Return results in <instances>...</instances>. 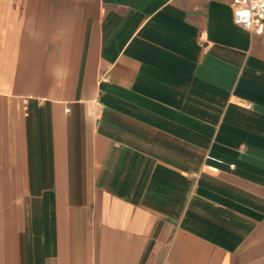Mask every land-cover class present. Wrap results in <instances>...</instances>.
<instances>
[{
	"label": "crops",
	"instance_id": "0c3cea01",
	"mask_svg": "<svg viewBox=\"0 0 264 264\" xmlns=\"http://www.w3.org/2000/svg\"><path fill=\"white\" fill-rule=\"evenodd\" d=\"M0 264H264L233 0H0Z\"/></svg>",
	"mask_w": 264,
	"mask_h": 264
},
{
	"label": "built area",
	"instance_id": "2783aa9c",
	"mask_svg": "<svg viewBox=\"0 0 264 264\" xmlns=\"http://www.w3.org/2000/svg\"><path fill=\"white\" fill-rule=\"evenodd\" d=\"M234 21L253 34L264 32V0H233Z\"/></svg>",
	"mask_w": 264,
	"mask_h": 264
}]
</instances>
